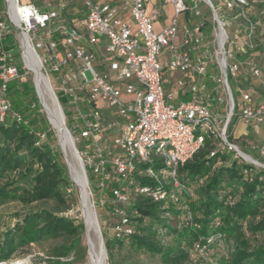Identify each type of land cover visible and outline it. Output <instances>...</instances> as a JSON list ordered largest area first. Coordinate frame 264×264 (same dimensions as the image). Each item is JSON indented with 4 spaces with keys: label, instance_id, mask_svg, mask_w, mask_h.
I'll list each match as a JSON object with an SVG mask.
<instances>
[{
    "label": "built area",
    "instance_id": "built-area-1",
    "mask_svg": "<svg viewBox=\"0 0 264 264\" xmlns=\"http://www.w3.org/2000/svg\"><path fill=\"white\" fill-rule=\"evenodd\" d=\"M71 1L85 9V22L80 26L57 24L68 0H43L42 8L20 0H3L5 9L0 5V124L12 109L10 82L25 80L13 55L4 49L7 35L17 30L27 70L24 37L53 90L68 100L70 132L75 146L76 142L83 144L77 150L88 180V171L98 179L95 189L103 207L107 204L103 193L107 183L113 182L118 185L112 189L117 214L123 215L119 206L129 202L130 190L155 202L171 201L188 209L186 197L192 193L180 169L208 139L216 144L212 156L228 149L236 153L235 158L262 167L231 142L228 134V121L235 111L236 118L248 125L264 121V102H256L253 91L238 83L245 63L236 55L256 51L257 25L251 23L247 7L259 0L224 1L225 8L237 11L235 17L247 24L244 33L232 36L227 31L229 22L219 17L211 0H164L165 5L173 6L174 15L161 31L155 27L160 13L148 11L151 0H127L130 21L105 0ZM203 3L213 14L210 36L200 9ZM191 19L197 21L191 24ZM180 35L183 41L177 44ZM166 68L180 72L179 87L189 88L188 97L179 104L173 103V92L166 93ZM247 70L254 77L261 75L258 65L250 63ZM230 79L238 83L236 99ZM13 115L22 121L19 114ZM108 135L113 138L109 146L103 144ZM259 154L264 157V147ZM135 177L148 184H140ZM64 216L73 219L74 213L70 209ZM188 218L191 220L190 214ZM122 223L126 225L127 220L123 218ZM123 225L113 229L118 237L123 236ZM133 233L126 229L124 236Z\"/></svg>",
    "mask_w": 264,
    "mask_h": 264
},
{
    "label": "trees",
    "instance_id": "trees-1",
    "mask_svg": "<svg viewBox=\"0 0 264 264\" xmlns=\"http://www.w3.org/2000/svg\"><path fill=\"white\" fill-rule=\"evenodd\" d=\"M39 1L32 0V3ZM211 1L218 10V2L225 0ZM252 7L258 9V22L257 18L249 17L251 23L257 25L256 51L264 53V45L257 43L259 32L264 34V0L250 4L247 11ZM4 49L13 55L14 62L20 60L14 32L7 35ZM18 68L20 74H24V69ZM8 98L12 109L0 124V206L10 201L24 206L54 201L61 207L56 212L42 208L27 213L8 229L3 239L0 237V263L12 260L20 247L30 246L43 238L77 236L71 246L58 255L68 256L79 245L78 236L84 226L77 219L64 216L78 203L75 195L65 191L74 188L67 164L55 145V133L45 118L33 82H10ZM58 98L65 111L64 104L67 105L68 100L59 94ZM14 113L20 115L21 122L16 120ZM65 115L69 118L66 112ZM235 118L236 111L228 127L231 142L235 141ZM215 146L214 140L208 139L180 169L181 178L192 193L186 197L188 209L171 201L155 202L130 190L129 202L119 206V211L123 212L120 215L112 203V189L118 185L107 183L103 196L111 220L112 236L108 235L106 240L110 264H117L115 250L124 248L141 256L158 258L161 264H264V167L237 159L236 153L228 149L212 156ZM248 155L264 165V157L260 154L257 157ZM88 176L95 188L97 177L89 171ZM135 178L140 184H148L144 178ZM96 193L99 197V190ZM123 218L127 220L126 225L122 223ZM120 225H123V236L118 237L113 229ZM126 229L134 233L124 236ZM105 234H108L106 230L104 237ZM223 244L227 253L218 259L216 251ZM52 260L53 264H69L59 258Z\"/></svg>",
    "mask_w": 264,
    "mask_h": 264
},
{
    "label": "rangeland",
    "instance_id": "rangeland-1",
    "mask_svg": "<svg viewBox=\"0 0 264 264\" xmlns=\"http://www.w3.org/2000/svg\"><path fill=\"white\" fill-rule=\"evenodd\" d=\"M20 1H21V3H32V0H20ZM157 1L160 2V4L164 5L163 4L164 0H157ZM42 2H43V0H40L39 3H37V4L33 3V4H35L36 6L40 5L43 7ZM0 5L3 9L6 8V5L3 2V0H0ZM73 7H78V6H73ZM218 7H219L218 8L219 17L222 19H225L229 22V25L227 27V31L231 36L235 32L244 33L246 31V28H247L246 23L242 19L235 17L237 15V11H232V10L226 9L224 6V3H221V2H218ZM200 9L202 10L204 20L208 24L207 35L210 36V32L213 28L212 10H211L209 5L204 4V3L200 4ZM170 15H172L171 8L168 7V10L164 11L163 17L160 16V18L158 19V22L166 23L168 18H170ZM247 15H249V17H251L253 19L257 18V22H258V9L257 8L252 7L251 9H249L247 11ZM79 19H81V18H79ZM196 21H197V19H191L190 22H191V24H193ZM258 27L261 29L259 24H258ZM14 34H15L16 40L18 42L17 53L20 54V60L16 61L15 65L17 67L21 66L24 69V73H25L24 74V78H25L24 82H26V81L34 82V75H33L32 71L27 70V68L25 67V65L22 61L23 50H22L21 44L19 43L18 31L14 30ZM257 40H258V42H257L258 45H261V46L264 45V34L262 35V32H259ZM257 58L258 59L260 58L262 61H264V53L262 56H260V55H259V57L257 56ZM165 66H166V64H165ZM165 72H166V74L164 76V86L166 89V93H168L169 89L171 87V83H172L170 80H172V76L175 75L176 73L174 74L173 72H170L167 68H166ZM253 83H254L253 85L257 84L256 81H254ZM230 84H231V87L234 91V96L237 98L238 95L236 93V87H237L238 83L234 79H230ZM55 93L58 97L57 91ZM179 102H180L179 101V95H177L175 97L173 103L179 104ZM64 107H65V112H66L67 116L69 117V118L66 117V125H67V128L69 130H71L70 126L72 124V121L70 120L71 115L69 114L70 113L69 112V106L64 104ZM44 115L48 121V118H47L45 112H44ZM235 120H236V118H235ZM38 121H40V120H38ZM48 123H49V121H48ZM49 125L51 126L50 123H49ZM241 127H242V123H240L236 129V132H235L236 136L239 135ZM51 128L55 133V139H56L55 145L60 148L58 133L52 126H51ZM234 130H235V127H234ZM256 130H257V132L254 134L255 136L248 138L249 140H246V138L241 137L239 139H235V141H234L239 146L241 151L245 152L246 154H251L254 157H257V155L259 154V151L250 149L251 145L254 144L256 146H262L264 144V132H263L264 130H262L260 128V126H259V128L257 127ZM112 141H113V138H111V136L108 135L107 139L103 142V144L105 143V145L109 146V143H111ZM76 147L79 150V148L80 149L83 148V144L78 145V143L76 142ZM111 149L114 152L118 151V148L115 145H112ZM61 155H62L63 160L65 161V158H64L62 152H61ZM74 163H75V161H74ZM69 175H70V173H69ZM89 190H90V194H91L92 203L94 205V210H95V213L97 215V219H98L100 228L102 230V233L104 230H106L108 232V234H105L106 237L103 236V241H104L106 254H107V264H110L108 251L106 248V240L108 238V235L112 236L111 224H110L111 220L108 216V210H106L105 207H103L102 205L99 204V197L96 193V189L94 188L93 184L91 185L90 181H89ZM65 191L67 193H71L77 197L78 203L76 205H73L72 209H71L72 212L74 213L73 219H77V221H79L80 223H83V226H84L83 230L80 232V234L78 236L80 238H79V245L77 246V248L72 250L70 255H68V256L58 257V255L61 252H63L64 249L71 246L72 241L74 239H76L77 236L62 235V236H58L55 238H43V239L39 240L38 242L31 244L30 246L20 247L17 250V252L15 253V256L13 257V259L8 261L10 264L17 263L19 261H26V260L30 261V264H53L54 260H52V259H55V258L56 259L59 258L62 262H68L69 264H90L91 263L89 253H88V243H87V235H86L87 228L85 226L84 218H83V214H82V205H81V200H80L79 187L76 185V183H74V188H68V189L66 188ZM60 207L61 206L58 205V203H56L54 201H49L46 203H34V204L28 205V206H24L23 204H21L18 201L7 202V203L0 206V237H2V239H3V236L6 233V231L8 229L14 227V225L18 221H21L25 214L30 213V212H34V211H39L42 208H47V209H50V210H53L56 212ZM91 238L96 245L99 244V237L96 233H92ZM76 249L77 250L80 249L82 252L79 254ZM216 253H217V258L220 259V257H222L223 255H225L227 253L226 245L223 244L222 246H220L217 249ZM114 260L117 264H161L158 258H150V257L141 256L140 254H137L134 250L127 249V248H124L121 250H115V259Z\"/></svg>",
    "mask_w": 264,
    "mask_h": 264
},
{
    "label": "bare ground",
    "instance_id": "bare-ground-1",
    "mask_svg": "<svg viewBox=\"0 0 264 264\" xmlns=\"http://www.w3.org/2000/svg\"><path fill=\"white\" fill-rule=\"evenodd\" d=\"M22 46L25 49L24 57L26 60V65L34 75V81L37 86V91L43 105L45 106L47 118L50 120L53 128L57 131L62 145H64L66 149H68L69 146H72V141L64 130V128L67 127L66 118L63 116V114H61L56 100L54 99L50 91V88H53L51 80L42 73L41 64L36 54L29 46L27 37L23 38ZM73 156L76 164L74 165V161L72 162L71 160V171L74 182L79 187L82 214L86 224L87 232L89 233V235L87 236V243L90 248V264H107V257L104 252L103 241L100 239L99 244L96 245L91 238L92 233H96L98 235L100 234V225L94 210V205L92 203L89 190V182H87V180L85 179L80 160L76 155ZM2 264L10 263L4 262ZM12 264H30V261H19Z\"/></svg>",
    "mask_w": 264,
    "mask_h": 264
},
{
    "label": "crops",
    "instance_id": "crops-1",
    "mask_svg": "<svg viewBox=\"0 0 264 264\" xmlns=\"http://www.w3.org/2000/svg\"><path fill=\"white\" fill-rule=\"evenodd\" d=\"M105 1L112 3V5H114L118 9L119 15L122 18H124L126 21H130V11H129V7L126 5L127 0H105ZM24 4H28V3H24ZM73 6H78V7H73ZM168 7L171 8L172 15H170V18H168L166 23L158 22V19L160 18V16L163 17L164 11L168 10ZM40 8H42V6ZM55 8L56 6L54 5L53 9ZM148 11L149 13L153 15L160 13L159 18L155 22V27L157 31H161L165 29L171 23V19L174 15V8L172 5H165V4L162 5L157 0H151V3L148 7ZM85 18H86V13H85V9L83 8V6L74 1L68 0V8L65 12H63L61 19L58 20L57 24L58 25L67 24L68 26H80L81 24L84 23ZM70 22H75L76 25H73ZM185 22H187V19L185 20ZM182 41H183V35H180L177 38L176 43L181 44ZM259 55L262 56L263 52H259V51L252 52L250 55L240 58V60L245 63V66L243 70L241 71V74L239 77L240 79L238 80V83L241 86H243L245 89L253 91L254 100L256 102H264V89H263L264 61H262L260 58L259 59L257 58V56L259 57ZM250 63L258 65L261 68V75L259 77H254L248 72L247 65ZM181 78H182V74L180 72H177L175 75L172 76V80H170L172 83H171V87L168 92V93L173 92L176 96L179 95V101H181L184 98H187L188 97L187 94L189 91L188 87H184V88L179 87L178 81ZM254 81L257 82L256 85H253ZM208 83L211 85L209 81ZM219 109L223 110L222 107ZM240 123H242V127L240 128L239 135L236 136L235 132ZM259 126L262 130H264V121L260 123H256L254 125H248L240 118H236V125H235V130L233 132V137L234 139H239L241 137H244L246 138V140H249L248 138L255 136L254 134L257 132L256 129L257 127L259 128ZM263 147H264V144L262 146H256L252 144L250 149L260 151Z\"/></svg>",
    "mask_w": 264,
    "mask_h": 264
},
{
    "label": "water",
    "instance_id": "water-1",
    "mask_svg": "<svg viewBox=\"0 0 264 264\" xmlns=\"http://www.w3.org/2000/svg\"><path fill=\"white\" fill-rule=\"evenodd\" d=\"M33 84H34L35 92H36V94H37V97H38V99H39V102H40V104H41V106H42V108H43V110H44V112H45V114H46V109H45V106L43 105V103H42V101H41V99H40V96H39V94H38L37 86H36L35 81L33 82ZM50 91H51V93H52V96H53L54 99L56 100L57 106L59 107V110H60L61 114H63V116L65 117V114H64V111H63L62 105H61V103H60V101H59V99H58V97H57L55 91L53 90V88H50ZM46 116H47V115H46ZM232 116H233V115H231V117H230V119H229V121H228V124H229V122L231 121ZM48 121H49V123L51 124V122H50L49 119H48ZM51 126H52V124H51ZM52 127H53V126H52ZM64 130L66 131L67 135L71 138L72 146H71V147L69 146L68 149H66V147H65L64 145H62L59 136H58V138H59V146H60L61 152H62V154H63V156H64V158H65V161H66V164H67V167H68V171H69V173H70V178H71L72 182H74V179H73V176H72V171H71V163H72L73 161H75L73 155H76L77 158H78V159L80 160V162H81V165H82V171H83V173H84L85 179L87 180V182H89L88 177H87L86 169H85L84 164H83V162H82V159H81V157H80V155H79V153H78V150H77V148H76V146H75V140H74V137H73V135L71 134L70 130H69L67 127H65ZM71 160H72V162H71ZM253 161H254L256 164L261 165L262 167H264V165L261 164L260 162H258V161H256V160H253ZM75 162H76V161H75ZM73 164L75 165V163H73ZM74 183H75V182H74ZM84 223H85V221H84ZM85 226H86V224H85ZM99 233H100L99 235L97 234L98 237H99V241H100V239L103 241V233H102L101 228H100V232H99ZM86 235H87V236L89 235V233L87 232V230H86ZM103 244H104V241H103ZM89 249H90V248H89V245H88V253H89ZM104 252H105V255H106V257H107L106 249H105V245H104Z\"/></svg>",
    "mask_w": 264,
    "mask_h": 264
}]
</instances>
